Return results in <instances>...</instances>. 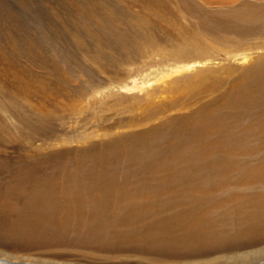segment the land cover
Instances as JSON below:
<instances>
[{"label": "rangeland", "instance_id": "374dc122", "mask_svg": "<svg viewBox=\"0 0 264 264\" xmlns=\"http://www.w3.org/2000/svg\"><path fill=\"white\" fill-rule=\"evenodd\" d=\"M262 60L264 0H0V264H146L58 230L81 201L64 185L80 174L170 182L188 155L203 181L224 165L210 157H234L198 150L207 113L246 92ZM243 136L239 164L264 152ZM51 197L59 207L41 209Z\"/></svg>", "mask_w": 264, "mask_h": 264}, {"label": "bare ground", "instance_id": "6f19581e", "mask_svg": "<svg viewBox=\"0 0 264 264\" xmlns=\"http://www.w3.org/2000/svg\"><path fill=\"white\" fill-rule=\"evenodd\" d=\"M255 66L250 88L224 108L208 111L205 129L202 128L199 135V151L203 152L204 147L206 150L215 149V145L222 150L219 153L225 150L234 157L217 154L210 157L211 163L224 165L211 167L207 171L209 175L199 182L202 164H197L193 172L188 173L184 164L189 155L174 161V169L168 177L173 180L170 182L157 177L158 182L150 184L147 177L152 174L121 177L116 174H80L73 176L70 182L67 178L68 183L63 184L65 190L78 192L81 201L68 206L71 213L56 214L61 218L57 229L82 232L95 244L108 248L103 251L107 255L145 254V257L138 258L146 264H215L221 261L246 264L264 260V152L255 150L253 155L248 152L250 156L242 164L238 163L236 154L248 147L244 143L237 147L246 133H252L257 142L264 143V60ZM210 133L214 138L206 142ZM229 145L236 148L234 152ZM137 179L142 184L137 183ZM31 201L32 198L30 205ZM41 202L40 208L44 210L59 207L57 197ZM214 209L219 210L216 218ZM231 246L244 250L228 256L219 254L212 260H197L221 253ZM105 257L110 260L109 256Z\"/></svg>", "mask_w": 264, "mask_h": 264}]
</instances>
